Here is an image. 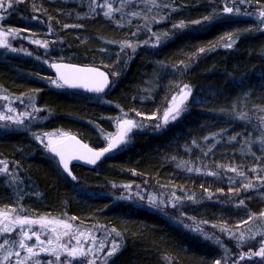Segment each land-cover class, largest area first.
<instances>
[{
    "label": "trees",
    "instance_id": "obj_1",
    "mask_svg": "<svg viewBox=\"0 0 264 264\" xmlns=\"http://www.w3.org/2000/svg\"><path fill=\"white\" fill-rule=\"evenodd\" d=\"M106 1L119 9L111 18L93 11ZM170 1V9L130 0L16 1L20 6L3 23L31 42L34 37L57 46L52 63L93 66L110 76L109 90L92 96L53 87L52 63L48 67L27 56L0 55L1 91L15 98L33 94L44 118L36 129L0 131V161L15 173L0 175V210L15 209L21 217L59 219L84 229L102 228L112 245H119L106 264H216L225 257L222 246L192 229L212 223L231 228L264 211V189L256 186L264 178V31H247L246 24L220 20L219 14L205 30H191L194 21L214 9L219 13L214 7L218 3H157ZM229 2L248 14L264 11V0ZM156 15L163 22L154 26ZM181 21L185 28L173 27ZM227 31L235 43L232 50L223 51L218 45ZM168 32L171 38L163 44L147 45L149 37ZM122 44L136 46L135 51L124 56ZM180 85L191 89L185 110L173 123H160L155 129V120ZM123 116L142 127L93 169L72 166V179L35 138L37 131H60L101 150L106 147L104 136L114 133V123ZM249 181L252 187L242 186ZM118 185L175 190L180 197L206 193L209 200L197 208L181 207L188 218L180 214L172 220L115 199L110 193ZM232 198H244L245 206L232 211L230 204H219Z\"/></svg>",
    "mask_w": 264,
    "mask_h": 264
},
{
    "label": "rangeland",
    "instance_id": "obj_2",
    "mask_svg": "<svg viewBox=\"0 0 264 264\" xmlns=\"http://www.w3.org/2000/svg\"><path fill=\"white\" fill-rule=\"evenodd\" d=\"M16 1L17 0H12L13 6L12 8H9L7 12L0 9V31L5 33V38L8 43V47H0V55L3 57L8 55L27 56L30 58H34L37 61L44 62V64L49 67V65L52 63L50 61V57L52 56V52L58 48L57 46H52L49 42L42 41L41 39H39L40 44H37L35 43V41L38 40L34 39V37L32 38L31 42L29 40V37L23 36V34L20 32H17L15 36L8 35L9 28H5L3 26L5 19H7L9 14L14 10L15 6H20ZM130 1H136L137 4L143 6H148L149 3H151V1L149 0ZM7 2L8 0H5V3ZM214 3H218V6L214 5V7H218L220 9L218 16L220 20L238 21L237 23H240V26L246 24V26L243 27H245L247 31H250V29L255 30V28L264 31V23L261 22V18L259 17L260 11L263 10L252 11L250 12V14H248V10L244 12L240 10L239 14L229 15L223 14V8L225 4H231L229 0H215ZM103 4H110L112 7V4L108 1ZM168 4L171 6V1L168 2ZM170 8H172V6L168 7V9ZM211 10H213V8ZM93 11L104 13L105 11H107V8L97 7L94 8ZM152 19H155V22L153 23L154 26H157L163 22L161 19H159L158 15H156L155 18L153 17ZM207 25L208 22L195 24L191 26V30H205L207 28ZM148 28L150 29V27ZM162 34H160L161 39L159 41H157V36L149 37L147 45L149 47H158L160 44H163L166 40L170 39L172 35L169 32L167 36H163ZM229 35H231V32L228 31L223 34V42L218 45L219 49L223 51L233 49L235 42L232 43L231 47L227 46L230 42L228 40ZM13 48H15L16 51H12ZM121 50V53L127 57L134 52L132 48L128 47H121ZM51 84L53 87H57L53 82ZM183 86L184 85H180V87H178V92L173 95L179 93L180 89ZM60 88L63 87L61 86ZM9 108L12 109L11 112L8 111ZM33 108H37L35 104V96L33 94L15 98L4 94L0 89V115L11 116L13 117V119L19 118L23 121L22 124L18 125L12 123L9 120H0V131L2 133H8L36 129V126H38L39 123L44 120V118L42 115V111H33ZM21 113L27 114V117L25 118V116H21ZM162 115L163 113H161L155 120V129L160 128L158 127V125H160V119ZM123 118L128 119L125 116H123ZM119 121L114 123V133L110 136H104L107 141L106 147L108 145L109 139L119 133ZM173 122L174 121L170 120L166 125ZM151 127L154 129L153 125ZM134 130L135 128L132 129V131L128 134V137L132 132H134ZM62 134H64V136H62ZM66 135V133L60 131L48 133H40L39 131H37L35 133V138L46 152V145L48 144L49 139H51L53 142H57L63 139ZM37 137H39V139H37ZM125 144L126 143L118 145L117 148L113 149L112 153H115L116 150H118L120 147H123ZM4 168H6L7 171L0 172V175L4 176L5 174L6 176L10 177L15 176V173H11L12 170L11 172L9 171V165H7L5 162L0 161V169ZM256 186L260 189H264V179H258ZM111 190L112 192L110 194L113 195L117 200L127 201L138 207H145L153 211L167 214L172 220L175 219V215L176 217H179L180 214L181 217L188 218V215L186 213L180 211L181 207L182 209H193L199 207L202 203L209 200V197L206 196V193L180 197V195H178L175 190L166 189L165 191V189H162L160 191H154L150 188L148 189L140 187L139 185H118L112 187ZM150 197L155 199V204L150 202ZM257 197L260 198L261 196ZM230 200L231 201L227 200L220 202L219 204L223 207L225 206V204H230V210L232 211H235V209H237L238 207L245 206L244 198H232ZM241 201H243V203H240ZM211 203L216 204L218 202L216 200H213L211 201ZM261 213H264V211ZM0 214H7L10 218H14L15 216H17L16 212H9L7 210H0ZM260 214L255 217L250 216L252 217V219L248 218V223L235 222L233 223L231 228L224 227V225L222 224L216 225L212 223V225H198L196 229L199 230V233L201 235L205 237H212L213 243L222 246L223 250L225 251V257L223 260L219 261L220 264H264V257L246 255L248 253L259 251V249L264 246V217L260 216ZM30 219L36 220L35 218ZM46 220L53 222L47 225H25L23 226V229L17 225H10L8 233H0V244L4 245L3 248H0V264H17L18 261H23V264H37V261H39V264H49V262H52V264H64L65 261H67L68 264H88V261H92L93 264H106V257L108 256L107 253L111 250L113 243L107 231L103 230L102 228H79L74 226V224L71 222H63L59 219L46 218ZM6 223L7 222H5V224ZM63 223L71 224L72 228L65 229L63 227ZM4 226V224H0V228H3ZM53 228L56 230L55 232L51 231V229ZM222 228H227L229 229V231H222ZM21 231H27L29 236H32V239L27 240L26 243L28 245L35 246L34 250L39 253L37 256L30 257L27 251L19 247L18 241L22 238L20 234ZM64 232H68V235H62ZM32 233H37L39 235V238L41 240H44L45 242L48 239H52L53 244L47 245L45 243L44 247L48 249L56 248V252L60 255V260L56 261L55 256L49 255L48 252H40V245L37 243L36 236H33ZM81 233H83V236H81ZM57 234H61V239L59 241L56 240ZM241 236H243V239H240ZM75 237H80V244L84 247L85 250L90 248L91 252H88L86 256H81L79 258L73 259L71 257H68L65 252L60 251V247H58V245H67L69 248L76 246L77 241ZM5 241H8V243L5 244ZM217 241H219V243H217ZM9 250L11 251L12 255L9 259L5 260L4 256ZM16 252H20L19 257L14 254ZM242 255H244L243 259H241Z\"/></svg>",
    "mask_w": 264,
    "mask_h": 264
},
{
    "label": "snow or ice",
    "instance_id": "obj_3",
    "mask_svg": "<svg viewBox=\"0 0 264 264\" xmlns=\"http://www.w3.org/2000/svg\"><path fill=\"white\" fill-rule=\"evenodd\" d=\"M17 2L19 3H23L24 0H17ZM93 3L96 2V0H92ZM249 0H239V3H248ZM151 3L154 7H171L168 4H159L157 3V0H151ZM13 3L12 0H8L7 3H5V0H0V9H2L3 11L7 12L9 8H12ZM98 7H102V8H107V11L104 12V15L106 17L111 18L110 14L113 11H119V9H113L111 7L110 4H103V5H97ZM173 10H175L173 8ZM240 10L235 8L233 5L231 4H225L224 8H223V14H239ZM219 13H217V11L214 9L212 14L203 17V20H197L194 21L193 23L195 24H201L204 22H209L211 23L215 16L218 15ZM133 15H136V13H133ZM259 17L261 18V22L264 23V11H260L259 13ZM33 19H36V17H33ZM159 22V21H157ZM65 27H68V25H65ZM76 27H79V25H76ZM174 28H179V29H183L186 27V25L184 24L183 21H181L179 24H175L173 25ZM17 33V30L15 29H9L8 30V35H13L15 36ZM163 36H167L168 33H163ZM157 41H159L161 39L160 35H157ZM228 40L230 41L228 43V47L232 46V43H234V38L229 35L228 36ZM35 43L40 44V41H35ZM43 46V45H42ZM0 47H8V43L7 40L5 38V33L0 31ZM122 48L124 47H128V48H132L133 51H135V46L132 44H122L121 45ZM12 51H16L15 48L12 49ZM200 52H204L205 49L201 48L199 50ZM53 67H56L58 70V75H59V80L63 81L64 84H67L69 87H84L86 88L88 91H95V92H102L104 91L105 87L108 86L109 84V78L108 75H106L104 72H100L96 69H78V68H74L72 66H57V65H53ZM60 67H65L67 69H69V71L67 72H59V68ZM115 73H113L114 75ZM54 84H56L57 87H61V84L57 83V81H53ZM191 93V89L189 88L188 85H184L179 93H177L176 95H173L171 98V101L169 102V106L167 107V110L163 113V124H167L170 120L171 121H175L176 119H178V117L181 115V113L185 110V101L188 100L189 96ZM9 112L12 111L11 108L8 109ZM33 111H41V109L39 108H33ZM261 111H264V109H261ZM21 116H25V118L27 117V114L25 113H21ZM137 115H141L140 113H137ZM154 118V117H152ZM262 120H264V117L261 118ZM0 120H9L14 124H22L23 121L19 118L13 119V117L11 116H4V115H0ZM142 127V125L133 120V119H124L121 118L119 121V133L117 135L112 136L109 139L108 145L107 147L103 148L101 151H93L92 149L88 148L87 145H80V148L86 149L87 152L83 153V152H79L76 147L73 144L67 143L65 139H61L57 142H53L51 139H49L48 144L46 145V147L48 148L49 151H51L52 153H54L56 156H58L59 162L60 164L63 166L64 171L69 175L72 176V172L70 171L69 168V160L70 159H77V160H85L87 163L90 164H95L102 156H104L106 153L111 152L113 149L117 148L118 145H122L124 143L127 142V138H128V134L132 131V129L134 128H140ZM158 127H160V125H158ZM46 135H50V134H46ZM62 136H64V134H62ZM37 139H39V137H37ZM68 140L71 141H75V144H79V141L75 140V137H68ZM234 139V138H233ZM42 142V141H41ZM223 167V166H221ZM228 171H232V172H236L237 175L239 176H243V173L238 171L237 168L235 167H229L227 169ZM7 171L6 168L4 169H0V172H5ZM189 171H191V169H189ZM197 171H199V169H197ZM252 171H255V169H252ZM208 175H216V173L214 172H208ZM73 179H75V177H73ZM264 179V178H262ZM245 188H250L252 187L251 181H249L248 183L242 185ZM238 191V189H237ZM150 202L155 204V199L154 198H149ZM240 203H243V201H241ZM9 212H15V209H9ZM260 216L264 217V213H261ZM73 220L76 219V217H72ZM249 219H252V217H249ZM5 222H7L5 224ZM53 221H48L46 220V218L41 217L40 219H30L28 217H21V216H15L14 218H10L7 214H0V224H4L5 226L3 228H0V233H8L9 232V226L10 225H17L20 226L23 229V226L25 225H34V224H39V225H47L49 223H52ZM242 223H248V221H243ZM63 227L65 229H70L72 228L71 224H67V223H63ZM222 231H229V229L227 228H222ZM51 231L55 232L56 230L53 228L51 229ZM113 232H115V229H112ZM192 231H199L196 228H193ZM21 236L22 238L18 241L19 247L21 249H24L25 251H27L31 256H37L39 253L37 251L34 250V245H28L26 243L27 240L32 239V236H29L27 231H21ZM33 236H36V240L37 243L40 245V252H48L49 255H54L55 256V260L59 261L60 260V255L56 252V248H52V249H48L46 247H44L45 243L47 245H52L53 241L52 239H48L46 242L44 240H41L39 238V235L37 233H32ZM62 235H68V232H64ZM117 236H119L120 234L117 232L116 233ZM81 236H83V233H81ZM208 239H212V237H207ZM234 238V237H233ZM61 239V234H57L56 235V240L59 241ZM76 241H77V245L73 246V247H68L67 245H63L60 246L58 245V247H60V251L65 252L66 255L68 257H71L73 259L79 258L81 256H86L88 254V252H91V249H87L85 250L84 247L80 244V237H75ZM240 239H243V236L240 237ZM8 241H5V244H7ZM217 243H219V241H217ZM4 245L0 244V248H3ZM119 245L114 243L112 245L111 250L107 253L108 256L113 255V253H115L118 250ZM17 257L20 256V252H16L14 253ZM12 255L11 251L9 250L5 256L4 259L7 260L10 258V256ZM246 255L252 256H262L264 257V246H262L259 251L253 252V253H248ZM244 258V255L241 256V259ZM27 259V258H25ZM17 264H23V261H18ZM37 264H39V261H37ZM49 264H52V262H49ZM64 264H68L67 261L64 262ZM88 264H93L92 261H88ZM216 264H220L219 261L216 262Z\"/></svg>",
    "mask_w": 264,
    "mask_h": 264
},
{
    "label": "water",
    "instance_id": "obj_4",
    "mask_svg": "<svg viewBox=\"0 0 264 264\" xmlns=\"http://www.w3.org/2000/svg\"><path fill=\"white\" fill-rule=\"evenodd\" d=\"M53 65H57V66H72V67H74V68H78V69H96V70H98V71H100V72H104L106 75H108V73H106L105 71H103V70L100 69V68L93 67V66H81V65H75V64H70V63H63V62H62V63H60V62H58V63H52V64L50 65V69H51V71H52V73H53V75H54V77H55V80H56L59 84H61V86H62L65 90H67V91H76V92H79V93H85V94L92 95V96H102V95H104V94L109 90V88H110V86H111V79H110V76L108 75V78H109V84H108V86L105 87L104 91H102V92L88 91V90H87L86 88H84V87H69L67 84H64L63 81L59 80L58 70H57L56 67H53ZM67 71H69V69H67V68H65V67H60V68H59V72H67ZM189 98H190V96H189ZM189 98H188V100H189ZM188 100L185 101V104L188 102ZM161 123L163 124V117L161 118ZM163 125H164V124H163ZM68 137H75V140H76V141H79V144H75V141L68 140V139H67ZM63 139H65L67 143L73 144L79 152H83V153H86V152H87L86 149L80 148V145H87V144L84 143V142H82V141H81L80 139H78L76 136H74V135H67V136L64 137ZM87 147L90 148V149H92L93 151H96V152L102 150V149H101V150L93 149V148H91V147L88 146V145H87ZM46 152H47V154H48L50 157H52L53 159L56 160V162H57V164H58V167H59V169L61 170V172H62L66 177H68L69 179H72V176H69V175L64 171L63 166H62V165L60 164V162H59V159H60V158H59L58 156H56L54 153H52L51 151H49L48 148H47ZM111 152H112V151H111ZM111 152L106 153V154H105L104 156H102V157H101V158H100L95 164L87 163L85 160L70 159V160L68 161V162H69V168L71 169L72 166L77 165V166H81V167H83V168H86V169L91 170V169H93V168H94V167H95V166H96L101 160H103L106 156H108ZM70 171H71V170H70Z\"/></svg>",
    "mask_w": 264,
    "mask_h": 264
}]
</instances>
